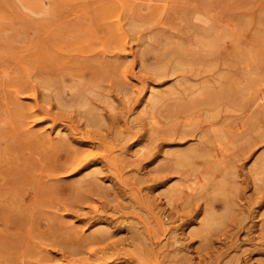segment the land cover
<instances>
[{
    "label": "rangeland",
    "instance_id": "rangeland-1",
    "mask_svg": "<svg viewBox=\"0 0 264 264\" xmlns=\"http://www.w3.org/2000/svg\"><path fill=\"white\" fill-rule=\"evenodd\" d=\"M261 85L264 0H0V264H264Z\"/></svg>",
    "mask_w": 264,
    "mask_h": 264
},
{
    "label": "bare ground",
    "instance_id": "bare-ground-1",
    "mask_svg": "<svg viewBox=\"0 0 264 264\" xmlns=\"http://www.w3.org/2000/svg\"><path fill=\"white\" fill-rule=\"evenodd\" d=\"M117 21V20H116ZM117 29L120 31V33L123 35V32H122V30H121V26L120 25H118L117 24ZM125 37V36H124ZM256 45V44H255ZM123 73V72H122ZM29 78V77H28ZM30 79V78H29ZM262 86V85H261ZM264 86H262V88H263ZM264 89V88H263ZM262 90V89H261ZM263 91V90H262ZM249 92V91H248ZM152 95V94H151ZM260 97V96H259ZM260 98H262V97H260ZM260 100H262V99H260ZM259 101V100H258ZM32 107V106H31ZM32 110V109H31ZM34 112V111H33ZM45 115V114H44ZM223 146V145H222ZM217 147H219V146H217ZM218 149V148H217ZM213 151V150H212ZM226 151V150H225ZM217 152H219V150L217 151ZM217 152H213V154L214 153H217ZM85 154V153H84ZM190 154V153H189ZM212 154V155H213ZM211 155V156H212ZM217 155V154H216ZM224 155V154H223ZM198 156H201V155H198ZM214 156H215V154H214ZM214 156H212V157H214ZM217 156H219V155H217ZM191 155H190V157H188V156H183V155H180L178 158H179V160L180 161H185V160H187V159H191ZM210 157V156H209ZM217 158V157H216ZM219 158V157H218ZM217 160V159H216ZM217 179V178H216ZM263 183V182H262ZM176 200H174L173 202H175ZM168 202H169V200H168ZM171 203V202H170ZM175 204V203H174ZM168 205H171V204H168ZM178 208V207H177Z\"/></svg>",
    "mask_w": 264,
    "mask_h": 264
}]
</instances>
